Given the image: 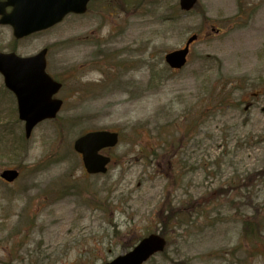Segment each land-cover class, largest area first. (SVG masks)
<instances>
[{"label":"rangeland","instance_id":"374dc122","mask_svg":"<svg viewBox=\"0 0 264 264\" xmlns=\"http://www.w3.org/2000/svg\"><path fill=\"white\" fill-rule=\"evenodd\" d=\"M194 34L172 71L166 55ZM12 40L0 27V52ZM18 45L49 50L64 106L15 139L24 125L0 75V171L22 173L0 180V264H106L154 233L168 246L146 264H264V239H243L252 203L264 207V0L188 14L178 0H94ZM100 130L121 142L108 173L88 176L73 144Z\"/></svg>","mask_w":264,"mask_h":264},{"label":"water","instance_id":"95a60500","mask_svg":"<svg viewBox=\"0 0 264 264\" xmlns=\"http://www.w3.org/2000/svg\"><path fill=\"white\" fill-rule=\"evenodd\" d=\"M0 0V24L10 25L17 39H22L33 33L47 30L70 13L85 14L90 0H8L14 10L6 14L5 4ZM198 0H180L183 11L190 12ZM193 36L187 42L186 48L170 53L166 57L172 69L181 70L187 64L189 48L197 40ZM46 51L35 58H20L15 54L0 53V72L5 77L8 89L13 91L18 99L20 118L26 121V136L30 138L34 128L41 122L57 117L63 102L55 100L54 96L62 88L46 73ZM119 142L117 133L100 131L92 132L79 138L74 144V150L82 156L84 166L91 175L106 174L111 158L101 154V151L114 148ZM17 171H5L1 177L8 182L18 178ZM167 241L159 235H150L131 252L116 258L108 264H144L152 256L165 250Z\"/></svg>","mask_w":264,"mask_h":264},{"label":"trees","instance_id":"16d2710c","mask_svg":"<svg viewBox=\"0 0 264 264\" xmlns=\"http://www.w3.org/2000/svg\"><path fill=\"white\" fill-rule=\"evenodd\" d=\"M249 217L243 224V239L252 243L261 242L264 239V207L259 208L253 202L252 212ZM253 248H255V245H253ZM256 248L258 247L256 246Z\"/></svg>","mask_w":264,"mask_h":264},{"label":"flooded vegetation","instance_id":"af4514ba","mask_svg":"<svg viewBox=\"0 0 264 264\" xmlns=\"http://www.w3.org/2000/svg\"><path fill=\"white\" fill-rule=\"evenodd\" d=\"M1 3L2 4H4V3H7V1L6 0H2L1 1ZM10 12H12V8L11 7H9V8H6V13H10ZM0 27H2V28H8L9 30L11 29V27L10 26H2V25H0ZM31 37H33V36H30V37H28L27 39H29V38H31ZM13 41V43H14V45L15 46H13V47H9V48H7V51H5V53H11V52H15V53H18V48H19V45H18V43H20L22 40H12Z\"/></svg>","mask_w":264,"mask_h":264}]
</instances>
